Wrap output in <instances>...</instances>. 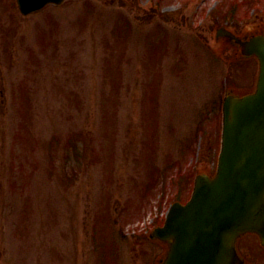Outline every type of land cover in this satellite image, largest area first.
I'll return each mask as SVG.
<instances>
[{"label": "rangeland", "instance_id": "374dc122", "mask_svg": "<svg viewBox=\"0 0 264 264\" xmlns=\"http://www.w3.org/2000/svg\"><path fill=\"white\" fill-rule=\"evenodd\" d=\"M219 26L264 32V0H0V264L152 259L137 233L214 169L226 86L257 76Z\"/></svg>", "mask_w": 264, "mask_h": 264}, {"label": "water", "instance_id": "95a60500", "mask_svg": "<svg viewBox=\"0 0 264 264\" xmlns=\"http://www.w3.org/2000/svg\"><path fill=\"white\" fill-rule=\"evenodd\" d=\"M28 14L64 0H18ZM218 36L241 44L261 63L258 89L224 99L223 148L217 175L200 173L192 199L175 203L162 230L175 237L168 264H238L236 241L257 231L264 242V33L242 39L220 27Z\"/></svg>", "mask_w": 264, "mask_h": 264}, {"label": "flooded vegetation", "instance_id": "af4514ba", "mask_svg": "<svg viewBox=\"0 0 264 264\" xmlns=\"http://www.w3.org/2000/svg\"><path fill=\"white\" fill-rule=\"evenodd\" d=\"M144 248L139 249L140 254ZM163 247L155 245L153 251H155V257H157ZM160 250V251H159ZM241 251L248 258L249 263L251 264H263L264 262V248L260 247L258 243L253 238H248L241 242ZM147 264H151L150 261H147Z\"/></svg>", "mask_w": 264, "mask_h": 264}]
</instances>
